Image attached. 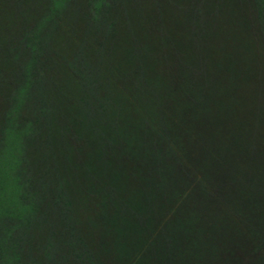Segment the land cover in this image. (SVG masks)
Returning <instances> with one entry per match:
<instances>
[{
    "label": "rangeland",
    "instance_id": "obj_1",
    "mask_svg": "<svg viewBox=\"0 0 264 264\" xmlns=\"http://www.w3.org/2000/svg\"><path fill=\"white\" fill-rule=\"evenodd\" d=\"M105 1L107 6L97 15L105 28L108 24L104 38L87 24V0H70L58 11L42 73L50 82L44 81L48 98L64 94L84 98L88 105L106 99L107 116L94 118L90 113L92 124L79 121V142L48 146L44 154L32 151L39 154L34 160L31 156L29 172L36 174L35 161H50L54 154L60 166L51 172L66 174L62 178L74 185L91 174L89 170L120 180L137 174L154 180L150 199L160 209L168 204L174 209L183 201L184 211L242 212L258 204L260 212L264 20L259 15L264 18V8L258 12L254 0ZM45 2L0 0V108L19 63L11 50L42 14ZM76 45L99 63L101 85L95 97L72 72L80 67L73 56ZM58 104L68 110L70 103ZM54 125L60 128L59 122ZM97 136L106 138L98 143ZM63 153L68 162L62 161ZM83 161L86 166L80 165ZM107 163L106 171L100 169ZM193 176L208 194L193 181L188 185ZM164 191L160 197L158 192ZM178 191L180 198L185 196L181 201ZM90 200L88 215L96 209Z\"/></svg>",
    "mask_w": 264,
    "mask_h": 264
},
{
    "label": "trees",
    "instance_id": "obj_2",
    "mask_svg": "<svg viewBox=\"0 0 264 264\" xmlns=\"http://www.w3.org/2000/svg\"><path fill=\"white\" fill-rule=\"evenodd\" d=\"M69 1L44 0L42 14L11 50L19 63L0 108V264H264V206L257 213L258 204L242 212L200 213L182 210V201L174 209L168 204L162 211L150 199L153 179L137 174L117 179L102 172L107 163L101 164L103 174L89 170L91 174L83 175L74 185L62 178L66 174L51 172L60 166L56 160L54 163V154L50 161H35L36 174L29 172L32 155L34 160L48 146L83 139L79 121L92 124L93 117L107 116L106 99L88 105L84 98L64 94L61 98L47 97L50 91L44 81H49L42 71L46 52L52 49L48 36L58 11ZM254 1L258 12L264 8V0ZM87 2V24L95 26L94 34L104 38L109 33L108 24L105 28L106 22L97 15L107 2ZM83 49L76 45L73 56L80 67L72 72L95 97L101 85L99 63L89 60ZM58 101L69 102L68 110L59 109ZM58 122L59 129L54 125ZM105 138L97 136L98 143ZM35 149H39L38 154L32 152ZM62 161L68 162L64 153ZM73 168L79 166L73 164ZM191 181L203 191L201 180L193 176L188 185ZM131 188L142 195L133 196L136 191ZM158 193L164 197L166 192ZM90 199L96 205L92 215H88Z\"/></svg>",
    "mask_w": 264,
    "mask_h": 264
}]
</instances>
